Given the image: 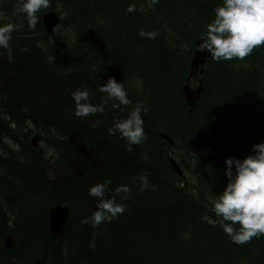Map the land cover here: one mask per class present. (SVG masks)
Segmentation results:
<instances>
[{"label":"trees","instance_id":"obj_1","mask_svg":"<svg viewBox=\"0 0 264 264\" xmlns=\"http://www.w3.org/2000/svg\"><path fill=\"white\" fill-rule=\"evenodd\" d=\"M19 3L0 0V24L16 25L11 59L0 49V264H264V235L237 245L204 220L216 218L225 159L264 142V45L243 60L208 59L193 73L202 86L194 107L182 93L195 41L222 0H50L35 30ZM49 12L59 17L52 35L42 25ZM109 77L129 105L99 91ZM84 87L103 114H74L72 93ZM137 106L146 139L128 151L107 129ZM98 183L109 198L130 191L115 195L125 212L93 228L82 221L96 210L88 189ZM56 205L69 209L59 236L48 230Z\"/></svg>","mask_w":264,"mask_h":264},{"label":"clouds","instance_id":"obj_2","mask_svg":"<svg viewBox=\"0 0 264 264\" xmlns=\"http://www.w3.org/2000/svg\"><path fill=\"white\" fill-rule=\"evenodd\" d=\"M158 0H152L157 3ZM50 0H20L15 8L16 14L26 16L27 26L35 30L41 17L38 13L48 9ZM133 11V8H129ZM3 14L0 13V18ZM16 25L13 23L0 24V49L7 50L11 59L10 41ZM142 38L155 39L156 32L139 30ZM264 45V0H222V4L214 9V18L206 25L199 37L196 51L210 54L219 63L233 59L243 60L255 48ZM101 93H106L109 100H116L119 105L127 106L131 102L122 83L109 77L106 83L99 87ZM75 105L74 114L77 117H88L103 114V104L90 102L89 90L84 87L72 93ZM111 135L119 134L127 144V150L132 151L133 145L141 144L145 139L144 120L140 107L132 108L126 118L114 122L107 129ZM253 154L243 159L226 158L224 175L227 178L223 191L212 200L211 212L204 220L212 226L219 225L230 241L237 245L248 243L253 237L264 235V142L252 146ZM141 187L147 188L149 181L146 176L140 177ZM127 186L115 189V195L127 193ZM88 194L96 198V210L82 223L93 228L105 222L118 218L126 210V204L117 202L115 195L109 198L106 187L98 183L88 189Z\"/></svg>","mask_w":264,"mask_h":264},{"label":"water","instance_id":"obj_3","mask_svg":"<svg viewBox=\"0 0 264 264\" xmlns=\"http://www.w3.org/2000/svg\"><path fill=\"white\" fill-rule=\"evenodd\" d=\"M59 20L57 15L54 13H49L42 18V24L46 31L47 35H52L55 31V27L58 25ZM199 43V39L195 41L194 46V53L191 60V69L189 72V76L187 78V83L189 82L190 77L193 75V73L196 74L198 69L200 68L199 74L203 73V67L206 64V61L211 58L210 54L207 53H201L196 51V45ZM200 84V83H199ZM202 92V86L200 85L195 92L191 91L190 86L186 84L182 88V93L185 98L186 104L188 108H192L195 106L196 102L198 101L200 94ZM162 139L167 140L169 142V146H172L173 142L171 139H169L166 135L161 134L160 135ZM32 146L34 148H38V137L34 136L31 140ZM169 163L179 176H182V171L171 157H168ZM69 216V209L67 206L57 205L50 209L49 211V222H48V230L50 234H53L55 236L61 235L66 222L68 220ZM10 237L6 238V246H10ZM35 264H40V261H36Z\"/></svg>","mask_w":264,"mask_h":264},{"label":"rangeland","instance_id":"obj_4","mask_svg":"<svg viewBox=\"0 0 264 264\" xmlns=\"http://www.w3.org/2000/svg\"><path fill=\"white\" fill-rule=\"evenodd\" d=\"M57 29H58V28H57ZM57 29H56V30H57ZM192 77H193V76H192ZM193 78H195V77H193ZM195 79H196V78H195ZM189 80H190V86L193 87V86L195 85V83H194L195 80L192 79L191 77H190ZM179 154H180V153H179ZM177 162H178V161H177ZM181 168H182V167H181ZM183 173H184L185 176L190 177V175H189L188 173L186 174L185 171H183Z\"/></svg>","mask_w":264,"mask_h":264}]
</instances>
